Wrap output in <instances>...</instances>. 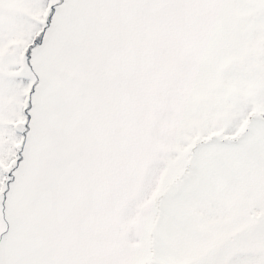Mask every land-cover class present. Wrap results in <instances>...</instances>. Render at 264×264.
<instances>
[{
  "label": "snow or ice",
  "instance_id": "6c2138e0",
  "mask_svg": "<svg viewBox=\"0 0 264 264\" xmlns=\"http://www.w3.org/2000/svg\"><path fill=\"white\" fill-rule=\"evenodd\" d=\"M0 264H264V0H0Z\"/></svg>",
  "mask_w": 264,
  "mask_h": 264
}]
</instances>
